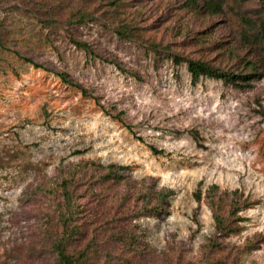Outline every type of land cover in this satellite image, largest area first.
<instances>
[{"label": "rangeland", "instance_id": "374dc122", "mask_svg": "<svg viewBox=\"0 0 264 264\" xmlns=\"http://www.w3.org/2000/svg\"><path fill=\"white\" fill-rule=\"evenodd\" d=\"M136 3L147 17L140 24L147 42L121 39L98 22L43 26L0 10L14 37L0 50V264H53L41 246L60 199L52 189L66 177L85 210L133 229L145 248L134 264H264V76L241 88L210 78L193 83L184 62L155 63L151 43L233 64L225 47L237 24L232 16L195 15L181 0ZM69 35L101 58L73 46ZM110 58L124 71L104 62ZM92 160L127 167L130 182L95 180L91 169L77 167ZM212 184L255 203L241 212L239 233L208 252ZM146 186L172 191L156 216L145 215L136 198ZM252 236L258 246L244 250Z\"/></svg>", "mask_w": 264, "mask_h": 264}, {"label": "trees", "instance_id": "16d2710c", "mask_svg": "<svg viewBox=\"0 0 264 264\" xmlns=\"http://www.w3.org/2000/svg\"><path fill=\"white\" fill-rule=\"evenodd\" d=\"M137 1L139 0H0V10L18 12L28 19H35L43 26L98 22L110 28L121 39L147 42L140 33L144 29L140 24L147 17ZM180 8L203 17L225 15L235 19L237 30L231 38L232 44L225 47L234 63L219 66L202 56H187L172 50L160 51L158 43H151L149 51L155 59L158 58L155 63L164 58L175 65L184 62L193 83L201 78H210L220 80L227 86L241 88L251 86L254 79L264 76V0H181ZM68 38L76 48L91 57L101 58L90 44L71 35ZM197 40L200 41L199 37ZM13 42V30L5 23V18L0 17V50L9 48ZM22 59L31 62L33 66H41L29 57L23 56ZM104 62L124 71L113 58L105 59ZM57 74L64 78L63 73ZM134 75L135 73L130 74L131 77ZM259 112L264 116V110ZM148 147L153 153L163 152L153 145ZM80 166L91 169L95 180L105 179L113 184L130 182V176L123 172L127 167L122 165H104L92 160L77 164V167ZM69 178H63L52 189L54 196L58 195L60 199L55 222L49 229H45V232H50L47 241L41 246L44 249L41 250L42 253L45 251L53 264H134L133 258L142 262L145 248L138 246L140 242L133 229L119 223L117 218L100 216L96 208L89 207L85 210L73 191V179ZM89 191L92 195L96 194L92 186ZM171 193L167 188L146 186L138 188L136 198L140 200L141 211L145 215L156 216L165 210ZM104 197L102 196V203ZM125 199L127 197L124 196L121 202L125 203ZM199 199L200 194L196 193V200ZM205 203L213 220V236L207 243L208 252H211L220 247V240L239 233L244 221L241 212L255 202L238 189L227 190L212 184L206 189ZM93 221L99 223L97 222L96 227L88 228L87 225ZM257 242L256 236H252L242 248L251 250L258 246Z\"/></svg>", "mask_w": 264, "mask_h": 264}]
</instances>
